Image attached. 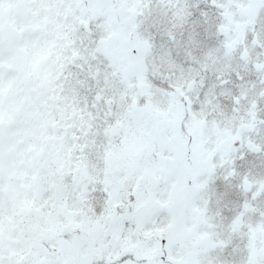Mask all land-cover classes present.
Segmentation results:
<instances>
[{
  "label": "snow or ice",
  "instance_id": "6c2138e0",
  "mask_svg": "<svg viewBox=\"0 0 264 264\" xmlns=\"http://www.w3.org/2000/svg\"><path fill=\"white\" fill-rule=\"evenodd\" d=\"M0 264H264V0H0Z\"/></svg>",
  "mask_w": 264,
  "mask_h": 264
}]
</instances>
